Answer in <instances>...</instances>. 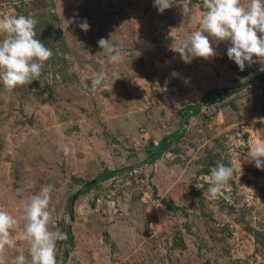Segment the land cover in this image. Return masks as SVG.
Segmentation results:
<instances>
[{"label": "rangeland", "instance_id": "1", "mask_svg": "<svg viewBox=\"0 0 264 264\" xmlns=\"http://www.w3.org/2000/svg\"><path fill=\"white\" fill-rule=\"evenodd\" d=\"M184 3L160 13L154 0H0V19L34 17L53 53L30 85L7 92L0 82V209L18 221L5 264L20 254L30 264L18 239L23 205L46 185L49 228L67 234L57 264H264V171L247 159L264 143V64L240 71L230 42L213 43L211 58L181 60L173 48L205 11L191 0L186 16ZM100 38L121 48V63L109 62ZM218 163L234 174L212 198L195 184Z\"/></svg>", "mask_w": 264, "mask_h": 264}, {"label": "clouds", "instance_id": "2", "mask_svg": "<svg viewBox=\"0 0 264 264\" xmlns=\"http://www.w3.org/2000/svg\"><path fill=\"white\" fill-rule=\"evenodd\" d=\"M176 0H154V6L160 13L169 9ZM191 0H185L183 12L188 16L192 7ZM205 11L201 16L199 27L185 38L179 47L173 48L181 60L190 63L193 58L208 59L215 55L213 43L230 42L227 48L229 60L235 62L240 71L245 64L251 66L257 60L264 64V0H250L245 6L244 0H203ZM38 21L31 16H5L0 19V82L7 92L17 87L30 85L38 80L42 68L53 53L43 42L36 38L35 26ZM80 28L88 31L87 21ZM259 33V35H258ZM211 38V41L210 39ZM98 46L108 55L112 64H119L124 53L121 48L100 38ZM254 57L256 60H254ZM105 73L98 72L91 79V91L102 87ZM264 122V118H259ZM254 123L257 122L255 119ZM65 155L69 154L67 145L63 147ZM249 162H254L257 169L264 171V143H257L247 153ZM234 168L218 163L210 174L202 176L203 183H196L198 189L208 184V193L212 198L223 195L229 187ZM52 185L42 187L38 194L30 197L23 205V230L18 239L26 242L31 257L30 264H57L56 243L67 238L62 231H52L51 212L49 210ZM67 220V218H65ZM17 219L5 210L0 209V264H5V252L15 246L12 230L17 226ZM13 264H29L23 254L14 258Z\"/></svg>", "mask_w": 264, "mask_h": 264}, {"label": "trees", "instance_id": "3", "mask_svg": "<svg viewBox=\"0 0 264 264\" xmlns=\"http://www.w3.org/2000/svg\"><path fill=\"white\" fill-rule=\"evenodd\" d=\"M261 75H264V70L261 71L260 73ZM231 91V89L229 88H225V89H222V90H218V91H208L206 93V95L200 100L199 103L196 104V110H199L200 107L206 103L209 99H214L215 95L216 94H222V95H225L227 93H229ZM169 139H171V141H169ZM179 139V136H177V134L173 135V136H169V137H166L164 139H162L160 141V143L158 144V147H160V149H165L167 147H169L171 145L172 142L176 141ZM160 155V151L158 150L155 154V159H158ZM111 174V172H106V174H104L102 177L103 178H106L108 177L109 175ZM80 194V192H76L74 193L71 198H70V202H69V213H70V221L72 220V208H73V203L74 201L76 200L77 196ZM165 205H167V203H165ZM169 205V204H168ZM171 208V207H170Z\"/></svg>", "mask_w": 264, "mask_h": 264}]
</instances>
